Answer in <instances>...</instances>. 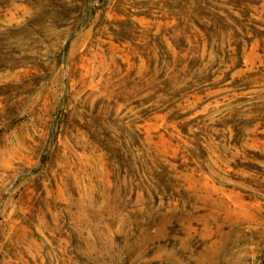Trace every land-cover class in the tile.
Segmentation results:
<instances>
[{
	"label": "rangeland",
	"instance_id": "1",
	"mask_svg": "<svg viewBox=\"0 0 264 264\" xmlns=\"http://www.w3.org/2000/svg\"><path fill=\"white\" fill-rule=\"evenodd\" d=\"M0 264H264V0H0Z\"/></svg>",
	"mask_w": 264,
	"mask_h": 264
}]
</instances>
